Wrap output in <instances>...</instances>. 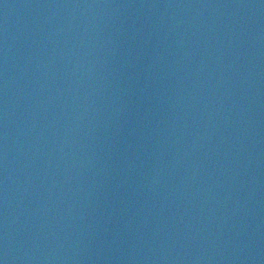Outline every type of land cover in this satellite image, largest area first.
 <instances>
[{
	"label": "water",
	"instance_id": "obj_1",
	"mask_svg": "<svg viewBox=\"0 0 264 264\" xmlns=\"http://www.w3.org/2000/svg\"><path fill=\"white\" fill-rule=\"evenodd\" d=\"M0 264H264V0H0Z\"/></svg>",
	"mask_w": 264,
	"mask_h": 264
}]
</instances>
